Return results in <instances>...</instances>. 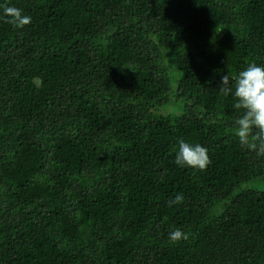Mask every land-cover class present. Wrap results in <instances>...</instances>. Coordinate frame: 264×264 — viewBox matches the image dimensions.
<instances>
[{
    "label": "trees",
    "instance_id": "1",
    "mask_svg": "<svg viewBox=\"0 0 264 264\" xmlns=\"http://www.w3.org/2000/svg\"><path fill=\"white\" fill-rule=\"evenodd\" d=\"M4 4L31 23L0 18V264H264V191L238 190L264 156L219 91L264 65V0Z\"/></svg>",
    "mask_w": 264,
    "mask_h": 264
},
{
    "label": "clouds",
    "instance_id": "2",
    "mask_svg": "<svg viewBox=\"0 0 264 264\" xmlns=\"http://www.w3.org/2000/svg\"><path fill=\"white\" fill-rule=\"evenodd\" d=\"M6 23L15 28H23L31 23V17L22 13V10L0 5ZM233 80L228 74L222 75L219 91L228 96L232 94L235 99L233 107L240 110V115L234 121V135L240 145L258 156H264V65L258 66L255 62L248 64L247 68L238 72ZM175 163L181 167L205 171L211 164L208 149L199 143L190 144L183 139L178 141ZM182 194L176 195L169 201V206L183 203ZM189 236L181 229L176 228L169 234V241L179 243L188 240Z\"/></svg>",
    "mask_w": 264,
    "mask_h": 264
},
{
    "label": "rangeland",
    "instance_id": "3",
    "mask_svg": "<svg viewBox=\"0 0 264 264\" xmlns=\"http://www.w3.org/2000/svg\"><path fill=\"white\" fill-rule=\"evenodd\" d=\"M178 78H179V73H178ZM177 80L176 78H172L171 81V89L174 90L177 84ZM241 189H258V190H262L264 191V180L260 179V178H255V179H251L248 180L244 183H242L239 187L238 190Z\"/></svg>",
    "mask_w": 264,
    "mask_h": 264
}]
</instances>
